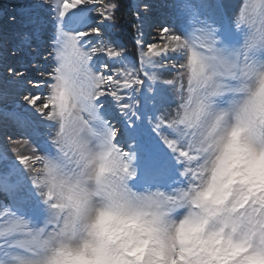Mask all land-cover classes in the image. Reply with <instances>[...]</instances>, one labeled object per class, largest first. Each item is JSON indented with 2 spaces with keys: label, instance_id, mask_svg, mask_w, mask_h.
Here are the masks:
<instances>
[{
  "label": "snow or ice",
  "instance_id": "snow-or-ice-1",
  "mask_svg": "<svg viewBox=\"0 0 264 264\" xmlns=\"http://www.w3.org/2000/svg\"><path fill=\"white\" fill-rule=\"evenodd\" d=\"M169 8L25 0L0 37V264H264V0Z\"/></svg>",
  "mask_w": 264,
  "mask_h": 264
},
{
  "label": "rangeland",
  "instance_id": "rangeland-1",
  "mask_svg": "<svg viewBox=\"0 0 264 264\" xmlns=\"http://www.w3.org/2000/svg\"><path fill=\"white\" fill-rule=\"evenodd\" d=\"M8 1L13 2V3L16 2V5L14 7H12V8H4V7H2L0 9V37H2L4 39H5V36H3L4 32L7 33L6 35L19 36L18 33L14 32V28H16V26H19L21 28L22 27L21 23H23L22 20H24L23 14L21 12V8H22V5L24 4L25 0H8ZM135 2H136V0H130L129 1V3H130L129 5H132ZM167 2H168L167 3L168 5H166V6L168 7V11L170 12L169 15L171 16V10L169 8V5L171 4L172 0H167ZM151 6L153 8H156V6H154V5H151ZM153 14H156V13H152V15ZM12 15H16L17 20L18 19L21 20V21L18 22L19 24H15L16 22H14L13 24L11 23L10 17ZM19 27L17 28V31L20 30ZM7 31H9V32H7ZM10 31H12V32H10ZM117 32H118V29L115 30V35H114L115 39H117L116 38L117 37ZM152 32L155 34V30L154 29L152 30ZM9 33H12V34H9ZM145 39L150 40V36H146ZM9 60H12V57H9ZM9 126H10V128H12L11 125H9ZM9 126L7 128H5V127H3L2 124H0V148H2L4 146H7L9 152H11V150L14 147H16L17 145L13 144L11 141H9L8 140V136L11 135L13 137V139H19V137L14 138L13 134H9V132H8ZM22 142L23 141H21V144H22ZM21 144H20V146H21ZM26 150L27 149L25 148L24 151H26Z\"/></svg>",
  "mask_w": 264,
  "mask_h": 264
},
{
  "label": "bare ground",
  "instance_id": "bare-ground-1",
  "mask_svg": "<svg viewBox=\"0 0 264 264\" xmlns=\"http://www.w3.org/2000/svg\"><path fill=\"white\" fill-rule=\"evenodd\" d=\"M145 2H147V3L151 4V5L156 6V8H153L152 7V13H156V14H153V17L154 18L160 19V20H165V19L170 18V15H169L170 12L168 11V7L166 6V5H168L167 4L168 3L167 0H145ZM19 21H21V20L18 19L17 21H15L16 22L15 24H19L18 23ZM22 21H23V23H21V25H22L21 28L19 26H16V25H15L16 28H14V30H15L14 32L18 33L19 36H21L24 33V31L26 30L25 20H22ZM11 23L13 24L14 22L11 21ZM18 27L20 28V30H18L19 32L17 31V28ZM6 34L7 33H5L4 36H5V39L7 40V42L10 41L8 43V46L9 47H11L14 42H18V40L20 38L19 36H15L14 37L13 35H6ZM9 34H11V33H9ZM153 35H154V33H153ZM151 39H153V36L152 35H150V40ZM18 55L23 56L24 55V52L22 51ZM8 61H9V63H14L15 62V59L12 58V60H9V58H8ZM5 128H7V127H5ZM8 132H9V134H13L14 135V138H16V137H19L20 138V135L21 134L19 133L18 130L14 129L13 127L10 128V126H9ZM22 144H23V142H22ZM22 144H21V146L20 145H17L16 147L19 148L21 152H24V149L26 147L25 146H22Z\"/></svg>",
  "mask_w": 264,
  "mask_h": 264
},
{
  "label": "trees",
  "instance_id": "trees-1",
  "mask_svg": "<svg viewBox=\"0 0 264 264\" xmlns=\"http://www.w3.org/2000/svg\"><path fill=\"white\" fill-rule=\"evenodd\" d=\"M129 1L130 0H124L126 6L130 4ZM4 4H12V3H7L6 0H0V7H2ZM129 19L130 17L128 18H124L123 16L121 17V19L118 21L117 35L119 36L122 45L127 49L129 55L137 58L135 42H134L137 34L134 32V30L131 27H129L128 24Z\"/></svg>",
  "mask_w": 264,
  "mask_h": 264
}]
</instances>
